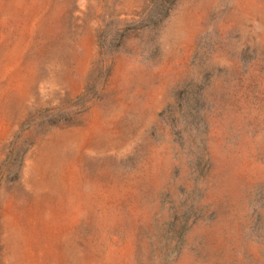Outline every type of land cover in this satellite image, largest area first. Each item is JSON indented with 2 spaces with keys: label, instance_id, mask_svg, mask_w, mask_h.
Segmentation results:
<instances>
[{
  "label": "rangeland",
  "instance_id": "1",
  "mask_svg": "<svg viewBox=\"0 0 264 264\" xmlns=\"http://www.w3.org/2000/svg\"><path fill=\"white\" fill-rule=\"evenodd\" d=\"M0 264H264V0H0Z\"/></svg>",
  "mask_w": 264,
  "mask_h": 264
}]
</instances>
